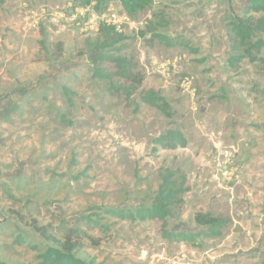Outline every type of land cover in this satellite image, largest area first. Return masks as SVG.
I'll list each match as a JSON object with an SVG mask.
<instances>
[{
  "label": "rangeland",
  "instance_id": "rangeland-1",
  "mask_svg": "<svg viewBox=\"0 0 264 264\" xmlns=\"http://www.w3.org/2000/svg\"><path fill=\"white\" fill-rule=\"evenodd\" d=\"M89 1L0 6V262L70 245L93 264H264V50L248 58L232 32L263 17L246 12L256 0H153L133 18ZM106 35L134 67L129 99L91 77ZM149 91L170 117L141 102ZM168 130L186 148H155ZM165 171L185 190L165 222L104 214L149 207ZM197 214L228 225L195 244L161 237L198 232Z\"/></svg>",
  "mask_w": 264,
  "mask_h": 264
},
{
  "label": "trees",
  "instance_id": "trees-1",
  "mask_svg": "<svg viewBox=\"0 0 264 264\" xmlns=\"http://www.w3.org/2000/svg\"><path fill=\"white\" fill-rule=\"evenodd\" d=\"M82 4V6L90 4L89 0H74ZM120 8L124 15L133 18L142 13L152 4L153 0H118ZM4 0H0V6ZM246 12L253 14H261L263 17L254 21L249 16L245 21H236L233 25L232 32L235 36L239 47L243 48L248 58L250 51L256 53L264 50V42L256 41L252 43L257 34L264 36V0L252 1L247 7ZM111 33L114 29H108ZM120 39L110 41V37L106 35L105 39L96 40L91 46L89 53V62L91 66V77L94 80L107 81L108 91L117 95L124 96L129 99L135 94V80L132 71L134 67L126 58L115 56L110 53L114 44ZM242 57H235L230 62L238 63ZM68 91L65 89V94ZM141 102L145 105L155 108L163 116L170 117L167 105L163 98L157 96L153 91L147 92ZM155 148L160 150H176L186 148L187 142L182 134L177 130H168L164 134L152 141ZM156 149H154L155 151ZM175 174L171 171H165L160 179V184L153 196L152 203L147 208H140L134 211L125 210H109L104 214L119 219L121 221L146 222L157 221L165 222L171 216L172 210L179 204L180 195L185 192L182 183L184 178L181 177V184L176 185L174 180ZM195 223L200 227L196 233H171L162 230L161 237L166 241L184 242L195 244L199 238L204 240L220 237L222 231L227 227L228 221L216 218L211 214H197L194 218ZM20 241V240H19ZM21 242V241H20ZM22 243V242H21ZM74 248L70 245L64 247H48L38 257L37 264H93L76 256ZM0 264H7L0 262Z\"/></svg>",
  "mask_w": 264,
  "mask_h": 264
},
{
  "label": "built area",
  "instance_id": "built-area-1",
  "mask_svg": "<svg viewBox=\"0 0 264 264\" xmlns=\"http://www.w3.org/2000/svg\"><path fill=\"white\" fill-rule=\"evenodd\" d=\"M87 7H89V6H87ZM82 17H85L86 15H88V14H90L91 13V10H89L88 8H87V10H84V9H81V10H79V11H77ZM60 18H64V15H60ZM96 19H97V16L96 15H94V14H90V17H89V20L87 21V23L85 24V29L86 28H88L89 26H92L93 24H94V22L96 21ZM115 20V19H114ZM110 21V23L109 24H111L112 26H116V23H115V21ZM117 29H118V27H116Z\"/></svg>",
  "mask_w": 264,
  "mask_h": 264
}]
</instances>
